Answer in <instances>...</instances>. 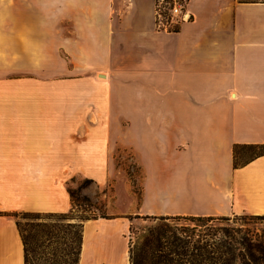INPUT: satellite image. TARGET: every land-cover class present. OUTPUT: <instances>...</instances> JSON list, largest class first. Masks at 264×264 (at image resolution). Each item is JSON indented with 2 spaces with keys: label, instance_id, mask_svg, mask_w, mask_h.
I'll return each mask as SVG.
<instances>
[{
  "label": "crops",
  "instance_id": "obj_1",
  "mask_svg": "<svg viewBox=\"0 0 264 264\" xmlns=\"http://www.w3.org/2000/svg\"><path fill=\"white\" fill-rule=\"evenodd\" d=\"M160 29L156 0H0V264H27L20 211L92 199L129 146L140 215L264 214V0H187ZM110 212V208L108 209ZM130 218L86 219L78 264H131Z\"/></svg>",
  "mask_w": 264,
  "mask_h": 264
},
{
  "label": "rangeland",
  "instance_id": "obj_2",
  "mask_svg": "<svg viewBox=\"0 0 264 264\" xmlns=\"http://www.w3.org/2000/svg\"><path fill=\"white\" fill-rule=\"evenodd\" d=\"M256 150H259L256 148ZM253 149L240 147L237 159L249 157ZM117 173L106 187L99 189L98 207L92 206L97 215L109 213L127 215L130 218V259L133 264L134 252L145 247L150 231L156 230L167 223L174 225H194V222L181 218L180 220H162L155 215H140L136 213V205L141 194L143 169L139 163L138 154L129 146H120L116 152ZM85 176H77L72 187H78ZM90 184V183H89ZM110 208V212L109 209ZM25 212L41 214L26 215ZM68 212V211H67ZM62 212L20 211L16 213L17 220L28 239L27 264H78L81 247V232L85 216L93 214L83 206H76L73 214L63 216ZM211 221L218 227L225 226L231 230L235 239L239 240L237 264H252L251 256L245 246L248 242L264 241V214H231L218 216ZM177 221V223H175ZM43 222V224H36ZM167 222V223H166ZM45 223V224H44ZM222 231V230H221ZM241 249V250H240ZM263 256L260 251L256 252Z\"/></svg>",
  "mask_w": 264,
  "mask_h": 264
},
{
  "label": "trees",
  "instance_id": "obj_3",
  "mask_svg": "<svg viewBox=\"0 0 264 264\" xmlns=\"http://www.w3.org/2000/svg\"><path fill=\"white\" fill-rule=\"evenodd\" d=\"M240 147L253 149V153L242 160L237 159V151ZM258 148L259 150H256ZM235 166L244 165L264 154V144L258 143H238L234 146ZM93 179L86 177L78 187H70L73 207L68 212H62L63 216L73 214L76 206H83L93 214L86 215L85 218L98 217L92 206L98 207L96 202L87 194L83 193V187L91 183ZM26 215L39 216L41 213L25 212ZM107 216L106 214H101ZM162 220L185 218L194 222V225H162L156 230L150 231L145 247L141 251L134 252L133 264H237L239 253L237 252L239 240L235 239L231 230L225 226L218 227L211 221L219 219L213 215H160ZM177 223V221L175 222ZM19 227L23 234L26 249V259L28 261V239L23 232L20 222ZM36 224H43L37 222ZM45 224V223H44ZM222 230V231H221ZM82 236V232H81ZM251 256L252 264H264V241L245 245ZM81 248V247H80ZM241 250V249H240ZM260 251L263 256L256 252Z\"/></svg>",
  "mask_w": 264,
  "mask_h": 264
},
{
  "label": "built area",
  "instance_id": "obj_4",
  "mask_svg": "<svg viewBox=\"0 0 264 264\" xmlns=\"http://www.w3.org/2000/svg\"><path fill=\"white\" fill-rule=\"evenodd\" d=\"M187 0H156V22L160 29L175 30L177 25L192 20Z\"/></svg>",
  "mask_w": 264,
  "mask_h": 264
}]
</instances>
